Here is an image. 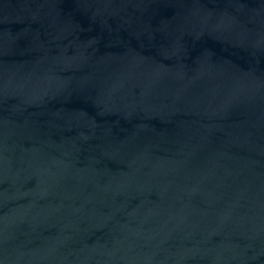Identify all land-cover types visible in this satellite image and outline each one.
Wrapping results in <instances>:
<instances>
[{
    "label": "water",
    "instance_id": "obj_1",
    "mask_svg": "<svg viewBox=\"0 0 264 264\" xmlns=\"http://www.w3.org/2000/svg\"><path fill=\"white\" fill-rule=\"evenodd\" d=\"M0 264H264V0H0Z\"/></svg>",
    "mask_w": 264,
    "mask_h": 264
}]
</instances>
